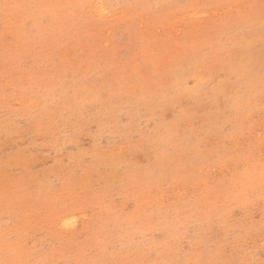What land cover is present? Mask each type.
<instances>
[{"label":"rangeland","instance_id":"374dc122","mask_svg":"<svg viewBox=\"0 0 264 264\" xmlns=\"http://www.w3.org/2000/svg\"><path fill=\"white\" fill-rule=\"evenodd\" d=\"M0 264H264V0H0Z\"/></svg>","mask_w":264,"mask_h":264}]
</instances>
